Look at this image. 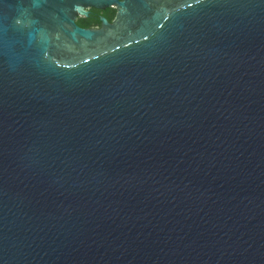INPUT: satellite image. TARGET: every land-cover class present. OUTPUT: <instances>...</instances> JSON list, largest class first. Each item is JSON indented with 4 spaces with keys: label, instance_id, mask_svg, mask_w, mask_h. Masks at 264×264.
Returning <instances> with one entry per match:
<instances>
[{
    "label": "water",
    "instance_id": "water-1",
    "mask_svg": "<svg viewBox=\"0 0 264 264\" xmlns=\"http://www.w3.org/2000/svg\"><path fill=\"white\" fill-rule=\"evenodd\" d=\"M0 264H264V0H0Z\"/></svg>",
    "mask_w": 264,
    "mask_h": 264
},
{
    "label": "flooded vegetation",
    "instance_id": "flooded-vegetation-1",
    "mask_svg": "<svg viewBox=\"0 0 264 264\" xmlns=\"http://www.w3.org/2000/svg\"><path fill=\"white\" fill-rule=\"evenodd\" d=\"M91 9L89 8V15L87 17L78 16L75 20L76 24L82 28H90V29H99L101 27L100 18L104 17L107 19L109 23H112L115 17V9L114 8H106V9H96L97 11L94 14H91ZM79 20H85V25L82 26L78 23Z\"/></svg>",
    "mask_w": 264,
    "mask_h": 264
},
{
    "label": "trees",
    "instance_id": "trees-1",
    "mask_svg": "<svg viewBox=\"0 0 264 264\" xmlns=\"http://www.w3.org/2000/svg\"><path fill=\"white\" fill-rule=\"evenodd\" d=\"M97 11L96 9H91V14H94V12ZM78 23L82 26H84L86 23H85V20H79Z\"/></svg>",
    "mask_w": 264,
    "mask_h": 264
}]
</instances>
